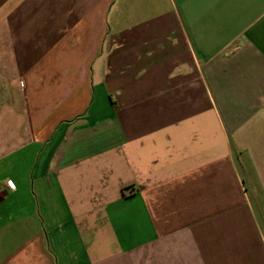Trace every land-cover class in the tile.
I'll return each instance as SVG.
<instances>
[{
    "label": "crops",
    "instance_id": "crops-1",
    "mask_svg": "<svg viewBox=\"0 0 264 264\" xmlns=\"http://www.w3.org/2000/svg\"><path fill=\"white\" fill-rule=\"evenodd\" d=\"M0 264H264V0H0Z\"/></svg>",
    "mask_w": 264,
    "mask_h": 264
},
{
    "label": "built area",
    "instance_id": "built-area-1",
    "mask_svg": "<svg viewBox=\"0 0 264 264\" xmlns=\"http://www.w3.org/2000/svg\"><path fill=\"white\" fill-rule=\"evenodd\" d=\"M8 186H12V184L10 183V184H8Z\"/></svg>",
    "mask_w": 264,
    "mask_h": 264
}]
</instances>
